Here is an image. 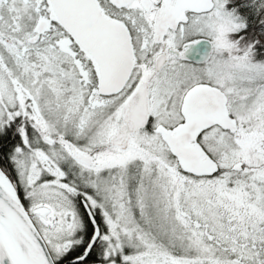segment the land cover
Returning a JSON list of instances; mask_svg holds the SVG:
<instances>
[{"label":"snow or ice","instance_id":"snow-or-ice-1","mask_svg":"<svg viewBox=\"0 0 264 264\" xmlns=\"http://www.w3.org/2000/svg\"><path fill=\"white\" fill-rule=\"evenodd\" d=\"M0 264H264V0H0Z\"/></svg>","mask_w":264,"mask_h":264}]
</instances>
